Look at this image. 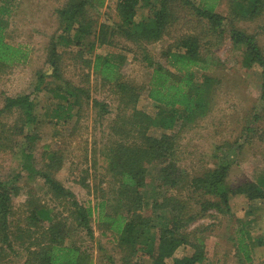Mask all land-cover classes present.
Wrapping results in <instances>:
<instances>
[{
  "label": "trees",
  "instance_id": "16d2710c",
  "mask_svg": "<svg viewBox=\"0 0 264 264\" xmlns=\"http://www.w3.org/2000/svg\"><path fill=\"white\" fill-rule=\"evenodd\" d=\"M104 1L66 0L63 6L56 9L61 32L56 41L51 43L49 52L53 75L67 81L59 72V45H78L79 52H83L81 44H89L87 51L90 52L95 46L114 45L118 37L133 41L143 51L147 65L154 68L146 87L121 78L116 59L123 60V55L115 52L97 53L90 59L102 79L112 83L122 104L120 115L111 125V131L116 134L115 139L111 140V147L105 149L107 171L115 185L111 194L102 192V199L94 206H85L73 200L75 208L71 215L75 221L74 226L72 222H68L67 215L57 219L52 208L45 205L34 206L28 214V223L44 228L39 238L30 240L27 247L33 249L29 251L30 255L24 260V264H91L88 252L80 249L73 234L82 229L92 238L91 218L94 214L98 223L111 232L122 248L123 264H168V259H171V264L206 262L203 239L194 231L186 232L187 225L208 209H214L217 213H229L230 198L236 193L244 194L250 199L264 198V187L249 179L232 186L228 181L232 165L224 158L215 167L191 178L188 186H191L192 192L197 191L195 194L176 196L173 192L167 193L168 189L177 191L183 184V171L176 165L175 158L179 145L177 140L183 130L195 126L213 107L215 92L223 82V76L215 73L221 62L211 51V47L215 45L213 43L221 41L219 37L224 34L227 25H230L228 33L233 45L242 49V65L247 68L256 65L260 67L261 91L262 96L264 95V49L256 34L245 31L234 22L239 18H264V0H225L230 7L229 17L216 11L218 2L222 0H202L201 3L192 0H118V19L114 23L103 21L98 29H93L96 20L86 15L87 6H101ZM185 7L192 9L200 25L194 31L178 36L172 47L165 52L168 64L173 69L171 70L158 61H153L146 50V44L161 40L169 34L171 28L182 18L181 11ZM8 11L9 8L0 0V68L7 63L21 62L27 57L22 46L14 45L7 39L3 15ZM90 34L92 40L86 41V36ZM197 72L201 73L200 80ZM40 77L43 81V75ZM42 81L36 85V90L43 88ZM69 83L66 88H56L59 91L57 95L62 98L50 107V116L56 123L68 122L75 107L82 103L81 96L87 95L84 88ZM143 90L147 91V97L156 105L155 114L137 108ZM35 101L33 93L9 96L0 109V112L20 110L22 118L13 126V133L20 135L24 126L29 128L30 131L24 135L29 150H33V143L39 139L37 134L31 133L36 123V116L33 114ZM94 104L106 106L97 99H94ZM123 108L130 110L127 112L128 109L125 111ZM104 111L107 112L108 109ZM151 126L163 129L160 136L148 133ZM133 131V139H127ZM237 144L238 149L246 146ZM5 145L0 143V147ZM24 155L28 160L32 153L25 152ZM46 157L48 161L45 169H31L33 166L26 167L29 165L25 164L26 166L22 165V170L30 168L28 170L35 173V176L42 177L55 195L70 196V191L54 179L50 171L62 161L61 153L59 150L47 151ZM151 163L157 166L154 173L148 168ZM18 189L16 184L6 185L0 178L1 251L13 248V239L10 237L13 232L8 225V216L11 213V201L18 194ZM193 198L195 204L201 205L200 211L192 212L189 200ZM146 205L148 210L145 209ZM240 221L236 234V252L242 253L249 260L251 243L264 245L263 233L253 236L251 221ZM258 222L256 221L257 225L264 223ZM259 231L258 227L257 232ZM183 244L191 246L194 251L176 256L177 248Z\"/></svg>",
  "mask_w": 264,
  "mask_h": 264
},
{
  "label": "rangeland",
  "instance_id": "374dc122",
  "mask_svg": "<svg viewBox=\"0 0 264 264\" xmlns=\"http://www.w3.org/2000/svg\"><path fill=\"white\" fill-rule=\"evenodd\" d=\"M117 1L105 0L101 6H87L86 15L96 20L93 29H98L103 21L114 23L118 19ZM65 2L66 0H2L9 8L3 15L7 39L14 45L22 46L27 57L21 62L7 63L0 68V109L3 108L6 97L33 93L36 99L33 112L36 123L31 133L37 134L39 139L33 143V150H29L24 136L30 131L29 128L24 126L20 135L13 133V126L22 118L20 110L0 112V143L6 144L0 147V178L6 185L14 183L19 188L18 194L11 201V213L8 216V225L13 232L10 236L13 248L0 250V264H24V260L29 257V251L33 249L27 247L30 240L39 238L44 228L28 223V214L34 206L45 205L52 208L57 219L67 215L68 222H72L74 226L71 211L75 207L72 201L94 206L102 199L103 195L100 194H111L115 185L107 171L105 149L110 148L111 140L115 139L116 134L111 131V125L120 115L122 104L112 83L102 79L90 59L97 53L121 54L123 60L116 59L121 78L146 87L154 68L147 65L143 51L133 41L118 37L114 45L95 46L90 52L87 51L88 43L86 46L81 44L83 52H79L78 45H59V72L67 81L56 78L50 66L49 52L51 43L56 41L61 32L56 9ZM216 11L228 17L231 15L225 0L218 2ZM181 15L182 18L171 28L169 34L161 40L146 44V50L153 61H158L171 70L173 69L168 64L165 52L172 47L178 36L194 31L200 25L189 7H185ZM261 17L260 20L239 18L234 22L245 31L256 34L264 49V18ZM259 24L262 26L259 27ZM229 27L227 25L224 34L219 37L221 41L213 43L215 45L211 47V51L221 62L215 73L223 76V82L218 85L209 114L195 126L183 130L178 137L175 158L176 165L183 171V184L177 191L168 189L167 193L173 192L176 196L195 194L197 191L192 192L191 186H188L191 178L215 167L224 158L232 165L228 179L232 186L249 179L264 187V95L262 96L261 91V69L258 65L250 68L242 65V49L233 45L228 33ZM92 38L90 34L86 36V41ZM197 78L201 79L200 72H197ZM40 81L43 88L36 90ZM69 82L84 88L87 95L81 96L82 103L75 107L68 122L56 123L50 116V107L62 100L57 95L59 91L56 88H66ZM94 99L104 102L106 106L95 105ZM106 108L107 112L104 111ZM137 108L151 114L157 111L154 102L147 97L146 90L142 91ZM127 109L123 108L125 111ZM162 131V128L151 126L148 133L160 136ZM134 134L135 131L127 139L132 140ZM237 142L246 146L238 149ZM52 150H59L62 161L50 169L51 175L70 191V196L55 195L42 177L35 176V173L28 170L30 168L22 170L26 165L33 166L31 169H45L48 161L46 152ZM25 152L32 153L29 161ZM148 166L151 172L156 171L155 164ZM194 200L195 198L189 200L192 212L200 211L201 205L195 204ZM230 203L229 213H217L214 209H208L205 214L196 216L185 231H194L203 239L207 254L205 261L210 264H264V245L251 243L249 260L242 253L236 252V234L242 219L253 224V236L263 233L264 239V223H256L264 222V198L250 199L244 194L236 193L231 196ZM148 205L145 206L147 210ZM95 216L94 214L91 218L92 238L82 229L75 232L73 237L77 239L80 249L88 252L91 264H123L122 248L111 232L98 223ZM193 251L191 246L183 244L177 248L175 255L182 256ZM171 262L168 259L167 263Z\"/></svg>",
  "mask_w": 264,
  "mask_h": 264
}]
</instances>
